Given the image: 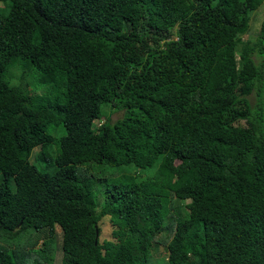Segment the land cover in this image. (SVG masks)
<instances>
[{"label": "trees", "instance_id": "1", "mask_svg": "<svg viewBox=\"0 0 264 264\" xmlns=\"http://www.w3.org/2000/svg\"><path fill=\"white\" fill-rule=\"evenodd\" d=\"M263 3L0 0V244L45 233L0 264L53 263L56 231L61 264H151L160 245V264H264V18L243 38ZM90 163L157 174L104 178L97 203Z\"/></svg>", "mask_w": 264, "mask_h": 264}, {"label": "rangeland", "instance_id": "2", "mask_svg": "<svg viewBox=\"0 0 264 264\" xmlns=\"http://www.w3.org/2000/svg\"><path fill=\"white\" fill-rule=\"evenodd\" d=\"M255 12H252L250 14V22L252 29L248 33L249 35H245L243 38L244 39H255L257 32L259 31V28L262 24V19L264 18V3L259 9L257 15ZM256 18V19H255ZM28 89L31 94L34 95H43L42 89L34 84L32 80L27 81ZM263 98V96H262ZM250 103L253 105L256 102V96L255 94L251 95L249 97ZM264 102V99H263ZM102 113L103 116H106L107 113L109 112V108L103 107L102 108ZM110 118L112 121L116 120L121 116L120 113H110ZM36 149L31 152L29 161L34 164L37 169L42 172V173H49L52 174L54 171V167H46V163L44 162H38L36 161ZM157 174V168H151V169H145L142 171H139L136 167L134 166H121L118 168H108V167H103V166H96L93 164H85L83 166L77 167V175L82 176L85 175L88 179L87 182H89L90 185V190L91 193L96 197L97 203H99L102 199L101 196V191L103 190V186L105 184L104 178L105 179H113L116 177L124 176V177H130L134 179V182H139L142 181L143 179L147 178H153ZM107 217H103L100 222H99V227L101 229V234H100V241L104 240H109L110 239V228L109 226L105 225L104 222H107ZM108 223V222H107ZM44 232H36L32 229H26L24 231H18V235L14 238H10L6 242H2L0 244V247L6 250L12 257H14L16 260L17 258L20 261H26V262H32L34 256H36V251H38L41 246H42V241L44 240L42 237L44 236ZM56 241L58 248L55 253L54 261L49 262H41V263H36V264H61V259H62V252L60 250V243H61V237L60 234L56 231ZM164 238L165 234H162L161 236ZM19 240L20 245L24 247V249L21 248H16L14 245V242ZM37 241V242H36ZM36 242V243H35ZM35 243L32 247L31 244ZM52 248H54V243L51 244ZM154 260L158 261L155 263L151 264H160L159 262L163 263V260H167V253L163 247V245L159 246V250L157 253L154 254ZM18 261V260H17Z\"/></svg>", "mask_w": 264, "mask_h": 264}]
</instances>
